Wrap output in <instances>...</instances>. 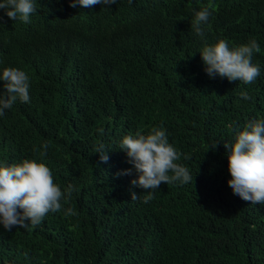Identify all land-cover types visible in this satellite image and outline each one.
I'll list each match as a JSON object with an SVG mask.
<instances>
[{"label": "trees", "instance_id": "1", "mask_svg": "<svg viewBox=\"0 0 264 264\" xmlns=\"http://www.w3.org/2000/svg\"><path fill=\"white\" fill-rule=\"evenodd\" d=\"M209 3L201 38L191 22ZM34 4L29 23L0 9V74L15 67L30 78V102L17 98L0 116V165L42 159L62 192L76 190L35 228L0 223V264H264V205L233 193L224 144L264 119V0ZM253 38V83L207 74L206 45ZM162 122L193 180L162 182L143 203L146 190L131 184L138 174L117 175L133 167L119 146Z\"/></svg>", "mask_w": 264, "mask_h": 264}, {"label": "clouds", "instance_id": "2", "mask_svg": "<svg viewBox=\"0 0 264 264\" xmlns=\"http://www.w3.org/2000/svg\"><path fill=\"white\" fill-rule=\"evenodd\" d=\"M98 3L110 6L116 4L117 0H70L73 8H87ZM0 9H5L6 15L12 20L24 23H29L32 13L36 11L34 0H2ZM214 10V6L209 3L195 13L191 27L201 38L205 36L204 25ZM260 51V45L254 38L231 48L226 39H219L213 45H206L200 53L210 77L219 75L230 81L251 84L260 75L259 65L252 63L254 53ZM0 80L5 82V92L0 94V116L13 107L17 98L22 102H30V78L24 70L6 67L0 74ZM240 95L245 100L250 99L247 92H241ZM218 143L216 141L210 148L216 149ZM224 144L228 150L231 175L228 184L233 193L252 204L264 205V119L247 122L243 130L237 133L234 143ZM48 147L47 143L43 145L41 158L47 155ZM119 148L126 152L128 162L133 167L121 170L117 175H131L133 171L138 174L131 184L146 190L143 203L154 198V190L159 189L162 182L189 183L193 180L189 169L176 162L180 160L181 154L169 143L163 122L161 126L151 128L147 134L137 131L134 135L130 133L124 136ZM108 149L101 143L95 150L102 162L109 159ZM185 159L190 157L185 156ZM75 190L73 185H68L62 192L61 187L54 182L52 171L42 159L38 162L37 159L26 158L20 163L0 165V223L8 231L13 226L35 228L50 211H61V199L67 201ZM131 195L132 200L140 198L135 192H131ZM65 214L71 216L75 213L68 208Z\"/></svg>", "mask_w": 264, "mask_h": 264}]
</instances>
